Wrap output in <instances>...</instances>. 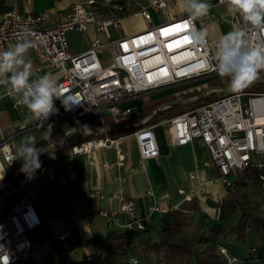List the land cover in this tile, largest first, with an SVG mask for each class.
Segmentation results:
<instances>
[{"label": "built area", "instance_id": "1", "mask_svg": "<svg viewBox=\"0 0 264 264\" xmlns=\"http://www.w3.org/2000/svg\"><path fill=\"white\" fill-rule=\"evenodd\" d=\"M175 1L107 0L103 5L106 15H101L99 2L83 0L64 14H59V19L53 24L45 23L44 13L9 10L0 20V51L27 37L34 45L30 48L35 59L31 79L52 73L66 94H75L81 101L80 105L65 111L56 100L58 112L45 121L43 128L39 127L38 120L36 124L43 132L48 124H52V133L61 130L62 135L68 138L82 133L81 123H91L92 127L87 132L92 133V137L72 144L67 150L68 156H91L101 148H117L122 140L132 137L142 161L156 159L159 149L155 129L160 127L168 133L173 145H186L200 139L217 168V180L224 186L231 185L239 172L249 167L256 168L261 191L257 209L264 213V91L255 90L250 85L240 90H233L229 83L224 87L208 85L203 95L220 94L202 105H191L178 114L156 120L152 118L144 124L149 117L136 122L132 128L127 123L133 116L129 101L136 96L195 79L221 78L214 71H196L198 58L214 54L218 40L210 41L205 34L206 46L193 45L189 39V13L183 4V11H178ZM217 2L228 3V0ZM131 5L138 6L137 14L145 22V27L112 39L110 29H119L123 17L120 14H125ZM169 7L173 8L172 14L153 24L150 10L161 11ZM230 17L232 30L244 29L250 43L264 45V30L247 25L239 14H230ZM194 24L197 29L204 30L202 16L196 18ZM90 25L106 41L95 38L83 51L71 52L68 34L82 35ZM101 54H108V60L104 61ZM258 78L264 79V70ZM1 96L13 98L7 89ZM13 105H18L14 98ZM168 105L164 102L153 112ZM107 117L115 118L114 122H108ZM16 133L14 131L8 137L0 135V159L8 166H15L18 162H12L16 152L10 141ZM52 140L56 143L50 142L49 148H63L62 142ZM178 192L184 193L181 189ZM146 193L152 195L150 190ZM84 196L90 203L104 197L97 188L84 190ZM184 199L189 201L191 193H184ZM169 208L153 204L148 211H168L175 206ZM119 211L126 215V229H147L146 217L139 215L131 202L121 205ZM101 214L118 224V216L114 212L101 211ZM75 220L72 217L71 224L51 241L69 237ZM40 224L36 209L22 192L0 218V245L8 250L10 264H17L33 250L35 245L27 233ZM217 251L222 264H229L230 257L240 261L223 246L217 245ZM259 258L264 261V256Z\"/></svg>", "mask_w": 264, "mask_h": 264}, {"label": "crops", "instance_id": "2", "mask_svg": "<svg viewBox=\"0 0 264 264\" xmlns=\"http://www.w3.org/2000/svg\"><path fill=\"white\" fill-rule=\"evenodd\" d=\"M81 1L83 0H2L0 20L6 11L14 10L19 13H44L45 23L53 24L59 19V14H64L71 6ZM96 1L101 5V15H104L103 5L107 0ZM206 2L211 5V8L207 15L202 16L203 29L210 41H216L222 34L233 29L231 13L227 10L228 3H218L217 0H206ZM172 11L171 7L164 9L161 14H158V19L164 20L172 14ZM137 12L138 6L131 5L121 21L126 28L121 29L122 34L110 32L112 39L145 27V22ZM152 12L150 10L152 23L156 24L158 22L154 21ZM133 16L137 18L131 21L124 20ZM68 36L70 50L73 53L83 51L95 38L101 42L106 41L101 33L95 31L93 25H90L87 32L82 35L70 32ZM24 59L30 61L32 68L34 67L35 59L30 49ZM206 79L209 81L205 87L219 78ZM170 86L173 85L166 87ZM6 89V85H0V95ZM189 92L192 90L171 95L177 98L175 103L180 104L178 101H182V111L189 106L186 105L187 102L196 98V96L185 98V94ZM171 96L158 100V102L161 101L158 105L154 104L145 108L142 113L132 112L133 116L127 122L130 128L134 127L136 122L148 119L151 116L150 110L153 112L162 103L167 102L170 105L167 99ZM180 96L183 99L179 100ZM129 104L132 110L139 106H148L141 95L134 97ZM106 120L114 122L115 118L107 117ZM36 124L37 119L25 107L13 105L11 97H0V135L8 137L17 131L10 138L15 152L24 137L32 134L36 141L43 138V130ZM85 125L88 127L85 128L87 132L92 124L81 123L80 127ZM127 130L129 129L125 131ZM54 133H58L61 138L52 139L62 142L61 130ZM155 133L159 149L156 159L142 161L134 139L129 137L122 140L117 148H101L91 156L85 154L68 156L67 151L53 150L55 158L47 156L43 161L46 159L49 161L42 164L33 179L27 184L24 183L27 180L26 176L21 179V183L25 184L22 192L32 202L41 224L27 233V237L35 247L17 264H118V258L107 250L106 240L112 232L126 231L124 227L127 221L126 215L119 211V207L127 202L134 205L139 215L146 217L147 229L160 226L168 220L167 211L149 213L148 207L158 204L167 209L175 206L176 209L192 198L198 200V207L205 216H211L212 223L219 222L218 205L226 197V186L217 180V168L203 142L200 139H194L190 144L173 145L165 130L157 127ZM10 167L13 166L6 165L0 159V169H5L6 173ZM235 179L236 177L232 179V184ZM90 188H97L104 197L90 203L84 196V190ZM180 189L184 193H191L189 201L184 199V193L178 192ZM147 190H150L152 195H148ZM101 211L114 212L118 216V224L105 218ZM72 217L76 220L70 228V236L62 241L52 242V237L71 224ZM228 245L243 258L239 264H264V261L259 258L264 256V237L260 234H254L249 230L244 244L233 240ZM124 259L128 261V264H152L139 262L128 251Z\"/></svg>", "mask_w": 264, "mask_h": 264}, {"label": "trees", "instance_id": "3", "mask_svg": "<svg viewBox=\"0 0 264 264\" xmlns=\"http://www.w3.org/2000/svg\"><path fill=\"white\" fill-rule=\"evenodd\" d=\"M1 2L2 0H0V5ZM227 83H229L227 78H219L211 81L208 85L224 87ZM249 85L255 90L264 91V79L262 78H257ZM203 89L204 88H201L186 93L185 98L191 96L199 98V100L194 103H190L191 101L187 102L186 105H202L220 94L219 92H213L201 97ZM181 99H183L182 96L179 97V100ZM167 100H169L171 104L166 109H159L154 114L153 118L155 120L164 116L175 115L182 111L183 106L175 103L177 98L171 96ZM160 102H158L157 105ZM151 111L152 110H150V113ZM89 127H92V125ZM81 129L86 131L84 127H81ZM51 137L61 138L58 133H52ZM91 137L92 136L86 132L74 134L65 139L61 151H67L72 144ZM49 142L50 140L41 138L36 141V144L38 147L47 148ZM49 151L53 152V150ZM47 156L49 157L50 155L45 153L40 156L41 166L44 162L49 161V159L43 161ZM21 163L22 161H18L15 166L10 167L4 174L3 179L0 180V194L16 184L21 174L19 171ZM24 177L25 175L23 178ZM248 179L258 183L256 168L249 167L239 172L233 184L238 187H243L247 185ZM22 191L19 193L11 192L1 200L0 218L4 216ZM225 191L226 197L218 205L219 222L211 223L207 228H202V223L191 221L188 211L199 210L198 200L192 198L186 204L176 209L168 210L166 212L168 220L160 226L142 231L126 229V231L123 232L110 233L106 240L107 250L118 258V264H128V261L124 259L127 251L133 258L142 263L222 264L221 257L217 251V245H220L227 248L232 255L237 256L241 261L243 258L233 251L228 244L233 240L244 244L246 242L247 231L249 230L254 234H260L264 237V214L259 213L257 206L256 208L250 207V202L236 192H232L230 186H226ZM190 226L194 229V238L192 240L185 235L186 230ZM205 244H208V246L205 249H201Z\"/></svg>", "mask_w": 264, "mask_h": 264}, {"label": "clouds", "instance_id": "4", "mask_svg": "<svg viewBox=\"0 0 264 264\" xmlns=\"http://www.w3.org/2000/svg\"><path fill=\"white\" fill-rule=\"evenodd\" d=\"M181 3L189 13V39L195 46H206L205 32L196 28L194 20L207 15L211 5L206 0H181ZM227 10L242 16L247 25L264 30V0H228ZM33 46L32 41L25 37L0 51V85H6L9 95L16 99L18 105L25 107L39 121V127L43 128L45 121L58 112L56 100L60 101L65 111L72 110L81 101L75 94H66L52 73L31 79L32 64L24 56ZM195 68L197 72L214 71L221 78H227L233 90H240L256 80L264 70V45L250 43L244 29L231 30L219 37L214 54L198 58ZM84 128L88 127L85 125ZM52 130L53 125L48 124L43 138L55 144L51 139ZM50 149L38 147L34 136H26L20 142L12 162L22 161L19 171L31 180L41 168L39 158L42 154L47 153L55 158ZM0 173L2 180L5 169H0ZM0 264H10L9 252L3 245H0ZM229 264H239V261L230 257Z\"/></svg>", "mask_w": 264, "mask_h": 264}, {"label": "rangeland", "instance_id": "5", "mask_svg": "<svg viewBox=\"0 0 264 264\" xmlns=\"http://www.w3.org/2000/svg\"><path fill=\"white\" fill-rule=\"evenodd\" d=\"M175 7L177 8L178 11H183V6L181 3V0H176L175 1ZM153 11V10H152ZM161 12H163V10L161 11H153V19L155 22H159L160 19H158V14ZM121 16L124 15V13L120 14ZM137 17H127L124 18V20L127 21H131L133 19H135ZM127 24V23H126ZM126 28V25L120 24V28L119 29H110V32L112 34H122V30H124ZM122 29V30H121ZM101 58L106 61L108 60V54H101ZM209 81V79H195V80H191L188 82H181V84H175L173 86L170 87H164V88H160L157 91L151 93V92H147L143 95H141V98L143 99V101L145 103H148V106H139L138 108H135L134 110H132L133 113H142L144 112V109L149 108L151 106H153L154 104H157L158 100H162V99H166L168 96L171 95H177L179 93H183L186 91H193V90H197L198 88H204L206 83ZM156 101V102H155ZM183 106V105H182ZM152 114V111H151ZM30 136H32V134H30ZM124 143H126V141H124ZM24 179V178H22ZM247 185L243 186V187H238L235 184L229 185L231 188L232 192H236L238 195L242 196L243 198H245L247 201H249L250 203V207L252 208H256V206L258 205V202L261 198V192L259 189V185L258 183L252 182V180L248 179L247 181ZM203 195H206V193H203ZM189 216H190V220L191 221H197L202 223V228H207V226L209 224L212 223V219L211 216H205V213H203V211L201 209L196 210V211H188ZM261 213V212H259ZM263 214V213H261ZM194 234V229L192 226H190L186 232L185 235L188 236V238H190L191 240L194 238L193 237ZM192 235V236H191ZM196 246V245H195ZM208 245H203L201 247V249H205Z\"/></svg>", "mask_w": 264, "mask_h": 264}, {"label": "water", "instance_id": "6", "mask_svg": "<svg viewBox=\"0 0 264 264\" xmlns=\"http://www.w3.org/2000/svg\"><path fill=\"white\" fill-rule=\"evenodd\" d=\"M201 97H202V96H201ZM197 100H199V98H195V99L192 100L190 103H194V102L197 101ZM178 103L182 104V101H178ZM157 108H158V107H157ZM154 114H155V112H153V113L151 114L150 118H149L147 121H145L144 124H146L149 120H151V119L154 117ZM82 133H85V131H82ZM82 133H81V134H82ZM86 133L92 135V133H89V132H86ZM66 138H67L66 136L63 137V141H62L63 144L65 143V139H66ZM47 148H49V147H47ZM50 150H54V151H55V150H57V149H56V148H52V149H50ZM23 176H24V174L21 173V174H20V177L18 178V180H17V182H16V184H15L13 187H11L10 189H8L7 191H5V192H3L2 194H0V202H1V200H2L7 194H9V193H11V192L19 193L20 191H22V190L24 189L25 184H22V183H21V179L23 178Z\"/></svg>", "mask_w": 264, "mask_h": 264}, {"label": "bare ground", "instance_id": "7", "mask_svg": "<svg viewBox=\"0 0 264 264\" xmlns=\"http://www.w3.org/2000/svg\"><path fill=\"white\" fill-rule=\"evenodd\" d=\"M23 181V180H22ZM28 181H29V179L27 178V180L24 182L25 184H27L28 183ZM24 183H22V184H24Z\"/></svg>", "mask_w": 264, "mask_h": 264}]
</instances>
